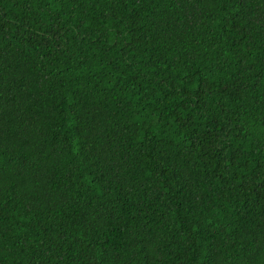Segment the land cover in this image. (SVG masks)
<instances>
[{
  "label": "trees",
  "instance_id": "16d2710c",
  "mask_svg": "<svg viewBox=\"0 0 264 264\" xmlns=\"http://www.w3.org/2000/svg\"><path fill=\"white\" fill-rule=\"evenodd\" d=\"M0 264H264V0H0Z\"/></svg>",
  "mask_w": 264,
  "mask_h": 264
}]
</instances>
